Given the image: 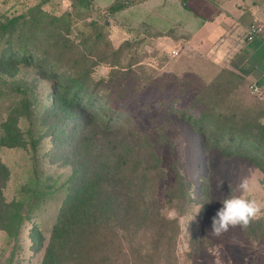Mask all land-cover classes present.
I'll return each mask as SVG.
<instances>
[{
  "label": "rangeland",
  "instance_id": "obj_1",
  "mask_svg": "<svg viewBox=\"0 0 264 264\" xmlns=\"http://www.w3.org/2000/svg\"><path fill=\"white\" fill-rule=\"evenodd\" d=\"M113 1L102 0L101 4H93V11L100 7L94 13L73 9L70 0L56 3L55 11L49 7L51 4H45V0H0V23L19 13L40 8L55 13L57 17L71 15L73 27L67 37L74 45L86 32L95 37L101 32L100 47L94 52L92 61H86L84 68L92 82L102 81L112 95H118L117 100H112L113 107L124 109L131 118V128L136 126L141 135L148 137L158 168L152 170L154 178L150 177L152 180L148 181L146 190L166 218L170 211L176 213L174 218L179 223L180 233L176 241L175 264H213V252L218 245L221 246V264H252L253 254L264 251V215L248 228L230 229L219 238L210 234L211 217L222 207L224 198L240 194L235 189L242 176L249 179L248 198L264 203V173L247 158L226 156L220 149L206 150V136L182 115L181 111L191 105L195 92L204 84L192 83L191 77H178L166 69L168 53L165 42L171 38L157 31L172 28L177 16L170 12L177 11L173 7L169 10L162 8L157 11V16L150 11L154 5L150 1L142 5L145 0H141L140 5L136 3V6L119 13L110 9L107 14L110 7L107 4ZM248 2L264 15V0ZM183 11H187L185 6L181 7L179 14ZM199 19H193L190 27H196ZM90 22L94 25L91 28ZM101 25L108 29H100ZM178 42L170 44L177 45ZM122 44L130 48L126 57L134 62L131 78L126 77L128 71L124 66L110 64L117 57L107 58ZM75 57L73 55L72 59ZM78 60L71 64L75 72L83 59ZM144 75L150 78L145 85L141 81ZM124 82L128 86L122 95L120 90ZM136 83L143 86L131 88L130 85ZM54 85L55 81L42 74L35 65L17 62L13 65L11 61L0 60V119L4 121L18 103L19 108L28 105L23 111L28 109L33 113L32 119H19L17 123L26 146L0 147V161L7 166L9 173L4 196L7 200L23 201L24 211L30 216L17 238L0 230V264H9V259L11 264H41L52 227L72 183V166L53 156L59 155L61 138L54 137L60 130L48 122L51 118L45 120V109L52 102ZM249 91L251 93V89ZM244 109L249 113L250 108L245 106ZM89 130L92 140L99 142L103 139L100 128L92 124ZM181 178L187 184L185 200H181L180 187L176 186ZM221 181L223 184L219 187ZM34 227L40 230L42 237L39 248V241L33 239ZM148 253L154 255L155 251Z\"/></svg>",
  "mask_w": 264,
  "mask_h": 264
},
{
  "label": "trees",
  "instance_id": "obj_2",
  "mask_svg": "<svg viewBox=\"0 0 264 264\" xmlns=\"http://www.w3.org/2000/svg\"><path fill=\"white\" fill-rule=\"evenodd\" d=\"M60 1L45 0V4H51L49 7L55 11ZM70 1L73 9L94 13L100 7L93 11V4L102 2ZM140 2L114 0L107 4L110 6L107 14L110 9L119 13ZM70 16L57 17L51 11L37 8L0 23V60L11 61L13 65L14 62L35 65L55 81L45 120L51 118L48 122L60 130L54 137L61 138L59 155L54 154V158L62 159L73 169L72 183L52 227L41 264H175L179 223L175 218H166L146 190L148 181L154 178L152 170L158 168L157 158L148 137L141 135L136 126L131 128L128 113L113 107L112 100H117L118 95H112L102 81L92 82L84 68L100 47L101 32L96 37L86 32L80 42L72 44L67 37L73 27ZM100 29L108 27L101 25ZM129 49L122 44L107 58L117 57L110 64L124 66L128 71L126 77L131 78L134 62L126 57ZM79 58L83 60L76 73L71 64ZM147 80L149 76L141 78L143 85ZM127 86L125 82L121 85L122 95ZM130 86L141 88L137 83ZM231 88L230 82L203 86L195 92L191 105L181 111L182 115L206 136V150L220 149L226 156L247 158L264 173V124L258 115L248 113L238 103L231 95ZM24 108L28 105L19 108L18 103L4 121L0 119V147L26 146L17 123L19 119H32L33 113L28 109L23 111ZM92 124L100 128L103 139L99 142L91 139ZM8 176L7 166L0 161V230L17 238L30 216L24 211L23 201L5 198ZM176 186L180 187L181 200H185L187 184L183 178ZM33 234L39 248L40 230L34 227ZM152 250L156 255L148 253ZM8 263L11 264L10 259Z\"/></svg>",
  "mask_w": 264,
  "mask_h": 264
},
{
  "label": "crops",
  "instance_id": "obj_3",
  "mask_svg": "<svg viewBox=\"0 0 264 264\" xmlns=\"http://www.w3.org/2000/svg\"><path fill=\"white\" fill-rule=\"evenodd\" d=\"M149 1L154 5L150 9L154 15L158 16L157 11L162 8L173 7L177 11L170 12L177 16L172 28L157 31L171 38L165 42L167 71L191 77L192 83L203 86L230 82L231 95L264 124V15L260 9L248 0H145L140 3L146 5ZM182 6L187 11L179 14ZM196 17L201 19L191 28ZM252 24L262 29L253 38L249 32ZM177 41H180L177 45L170 44ZM252 84L259 87L260 95L250 93ZM252 257V264H264V251H256Z\"/></svg>",
  "mask_w": 264,
  "mask_h": 264
},
{
  "label": "clouds",
  "instance_id": "obj_4",
  "mask_svg": "<svg viewBox=\"0 0 264 264\" xmlns=\"http://www.w3.org/2000/svg\"><path fill=\"white\" fill-rule=\"evenodd\" d=\"M222 184L223 182L221 181L219 187ZM235 191H238L240 194H230L224 198L221 201L222 207H220L215 215L211 217L210 234L214 237L219 238L230 229L237 227L246 229L254 220H257L264 215V203L248 198L246 195V193L250 191L248 177H240ZM175 215L176 213L174 210L170 211L167 218L173 219ZM220 247L221 246L218 245L213 252V264H221Z\"/></svg>",
  "mask_w": 264,
  "mask_h": 264
},
{
  "label": "built area",
  "instance_id": "obj_5",
  "mask_svg": "<svg viewBox=\"0 0 264 264\" xmlns=\"http://www.w3.org/2000/svg\"><path fill=\"white\" fill-rule=\"evenodd\" d=\"M261 30H262L261 26L252 24L249 29L250 37L252 38L255 37L258 33L261 32ZM173 53L176 54V52ZM250 89H251V93L255 96H258L261 93L259 87L256 84H252L250 86Z\"/></svg>",
  "mask_w": 264,
  "mask_h": 264
}]
</instances>
